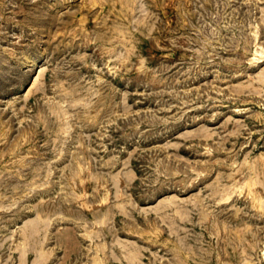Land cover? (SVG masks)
Here are the masks:
<instances>
[{"label":"rangeland","instance_id":"obj_1","mask_svg":"<svg viewBox=\"0 0 264 264\" xmlns=\"http://www.w3.org/2000/svg\"><path fill=\"white\" fill-rule=\"evenodd\" d=\"M133 262L264 264V0H0V264Z\"/></svg>","mask_w":264,"mask_h":264},{"label":"bare ground","instance_id":"obj_2","mask_svg":"<svg viewBox=\"0 0 264 264\" xmlns=\"http://www.w3.org/2000/svg\"><path fill=\"white\" fill-rule=\"evenodd\" d=\"M220 192H221V191H220ZM223 192L226 193V190L223 191ZM222 194H223V193H222ZM227 194H228V193H227ZM227 194H226V195H227ZM229 194H230V192H229ZM229 194H228V195H229ZM220 196H221V194H220ZM229 197H230V196H229ZM223 198H224V197H223ZM223 200H224V199H223ZM227 200H228V199H227ZM261 202H262V201H261ZM262 208H263V207H262ZM181 216H182V215H181ZM183 216H184V215H183ZM204 218H205V217H204ZM181 222H182V221H181ZM135 254H136V253H135ZM128 256L130 257V254H129ZM128 256H127V257H128ZM131 256H133V255H131ZM136 256H137V255H136ZM127 257H126V258H127ZM129 257H128V258H129ZM132 258H133V257H132ZM132 258H131V259H132ZM136 258H137V257H136ZM136 258H135V259H136ZM97 259H98V258H97ZM131 259H130V260H131ZM132 260H133V259H132ZM137 260H138V259H137ZM99 262H100V261H99ZM99 262H98V263H99ZM127 264H128V263H127ZM133 264H134V262H133Z\"/></svg>","mask_w":264,"mask_h":264}]
</instances>
